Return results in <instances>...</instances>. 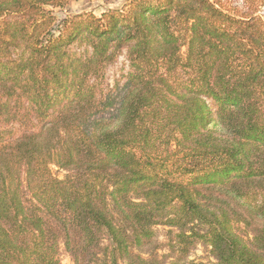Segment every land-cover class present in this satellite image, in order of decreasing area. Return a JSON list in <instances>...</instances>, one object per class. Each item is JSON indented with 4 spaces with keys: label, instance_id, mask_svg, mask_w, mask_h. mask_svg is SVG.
Wrapping results in <instances>:
<instances>
[{
    "label": "trees",
    "instance_id": "trees-1",
    "mask_svg": "<svg viewBox=\"0 0 264 264\" xmlns=\"http://www.w3.org/2000/svg\"><path fill=\"white\" fill-rule=\"evenodd\" d=\"M74 1L0 0V264H264L255 0Z\"/></svg>",
    "mask_w": 264,
    "mask_h": 264
},
{
    "label": "rangeland",
    "instance_id": "rangeland-1",
    "mask_svg": "<svg viewBox=\"0 0 264 264\" xmlns=\"http://www.w3.org/2000/svg\"><path fill=\"white\" fill-rule=\"evenodd\" d=\"M127 0H76L72 2L66 10L71 13L92 11L96 15H101L107 8H120ZM227 4L233 7H238L240 10H246V0H224ZM259 14L264 16V0H255ZM58 11V10H57ZM58 15L61 12L58 11ZM129 70V63L125 55L120 58L113 65L109 66L104 74V78L101 82V89L103 98L114 97L118 98V94L121 86L125 81V76ZM54 171L58 173L55 168ZM162 240V239H161ZM208 251L202 245L198 246L192 253L191 258L194 259H207ZM61 264H74L71 257L62 251Z\"/></svg>",
    "mask_w": 264,
    "mask_h": 264
}]
</instances>
